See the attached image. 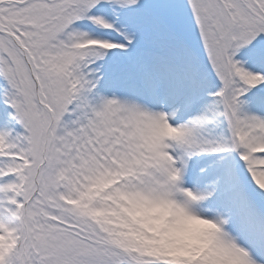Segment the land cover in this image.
I'll list each match as a JSON object with an SVG mask.
<instances>
[{
  "label": "snow or ice",
  "instance_id": "1",
  "mask_svg": "<svg viewBox=\"0 0 264 264\" xmlns=\"http://www.w3.org/2000/svg\"><path fill=\"white\" fill-rule=\"evenodd\" d=\"M0 264H264V0H0Z\"/></svg>",
  "mask_w": 264,
  "mask_h": 264
}]
</instances>
